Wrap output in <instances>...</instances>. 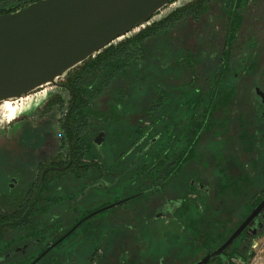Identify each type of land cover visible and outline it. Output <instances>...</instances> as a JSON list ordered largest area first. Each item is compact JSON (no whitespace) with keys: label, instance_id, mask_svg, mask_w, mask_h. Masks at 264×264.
<instances>
[{"label":"flooded vegetation","instance_id":"af4514ba","mask_svg":"<svg viewBox=\"0 0 264 264\" xmlns=\"http://www.w3.org/2000/svg\"><path fill=\"white\" fill-rule=\"evenodd\" d=\"M208 6L222 18L188 66L200 87L172 40L165 87L134 88L148 103L79 106L64 77L62 121L64 104L47 103L4 131L0 264H248L264 209L213 255L264 200V0Z\"/></svg>","mask_w":264,"mask_h":264},{"label":"water","instance_id":"95a60500","mask_svg":"<svg viewBox=\"0 0 264 264\" xmlns=\"http://www.w3.org/2000/svg\"><path fill=\"white\" fill-rule=\"evenodd\" d=\"M176 1L40 0L0 15V104L58 85L71 70ZM263 209L264 200L213 256L228 248Z\"/></svg>","mask_w":264,"mask_h":264},{"label":"rangeland","instance_id":"374dc122","mask_svg":"<svg viewBox=\"0 0 264 264\" xmlns=\"http://www.w3.org/2000/svg\"><path fill=\"white\" fill-rule=\"evenodd\" d=\"M193 0H182L178 1L173 6H167L161 12H159V16L156 17V19L151 20L149 24H146L145 27L141 28L140 30H136L135 32L129 34V37L136 35L141 30L145 29L147 26H150L151 24L163 20L165 17H167L171 12L175 11V9L182 7L183 5L190 3ZM214 7H205L203 14H206V16H202L203 21L196 22L195 19L189 18L187 21H183L176 24H173V27H171V31L167 32H160L154 37L147 40L145 45V58H144V67H145V77L139 72V67L133 70L132 74L129 75H123L121 77H118L114 80V82L105 89L102 94L98 95L96 98H93L91 101V105H93L96 109H103L106 108L109 104L114 103L115 99L118 97V94L122 95V104H126L129 107L127 109L131 108V105H141L148 103L147 96L141 94H138L139 98L134 94V88L142 87L144 89H152V88H163L165 83V77H168V70L166 68V63L164 62L166 57L162 58V61L160 62V56H163L162 54L167 53V51H173L176 50V56L179 53V48H175L174 45H171L167 42L174 40V42L178 46H182L184 48V51L181 53V56L183 58H187L188 60H191L193 64L195 65L200 62L198 47L204 42L208 41L212 36L214 31L210 30L213 25H217L220 23V19L222 18L221 15H219V12H217ZM201 20V19H200ZM220 27V25H219ZM221 29V28H219ZM222 30L217 33V38L222 37ZM123 39L119 40L116 43L121 42ZM204 46V44H202ZM174 47V48H173ZM180 54L176 57H178ZM205 63V62H204ZM197 64V65H198ZM140 65V64H139ZM198 69H195V71ZM207 72H211V69H208ZM134 76L139 77V82L133 81L132 77ZM185 81L187 83V87L189 88H195L200 87L198 83L195 85H190V82L196 81L197 82V76L196 74H192L191 71L188 68L186 69V76ZM263 82V81H261ZM59 83H64V78L58 80V85H47L42 88H39L38 90L32 92L28 96L23 97L19 100H10L3 102L4 109L6 110V113L8 115V119L6 121L0 122V137L4 136V131L9 130L8 128H12L11 126L14 124L15 121H17V118L20 115H23L24 112L27 113V109H38L42 107L43 105L50 103L52 101H55L59 97H62V101L64 106L61 108V111L59 112L58 116H60V120L64 119L66 109L68 108L69 104L71 103V97L70 93L67 90H64L59 87ZM144 93V92H142ZM143 108H138L139 110H142ZM32 115V114H31ZM131 117H126L125 123H128V135H132L133 127L132 124H137L136 119L131 120ZM1 120V118H0ZM61 120V121H62ZM140 120V118H138ZM110 131L107 132V138L109 137L112 127L108 128ZM58 135H64L63 127L61 126V129L59 131ZM106 138V140H107ZM2 138H0V141ZM111 140L114 141V138L110 137L108 142ZM107 143V141H106ZM156 242V240H155ZM140 248L143 247V244L139 243ZM145 248V251L147 253L150 252V249L146 247V245L143 247ZM147 248V250H146ZM252 255L249 258L248 264H264V236L255 239L252 242L251 247ZM138 255H137V254ZM136 256L141 258V253L136 252ZM128 256L127 262L132 263L133 262V255ZM140 261V260H139ZM134 263V262H133Z\"/></svg>","mask_w":264,"mask_h":264},{"label":"trees","instance_id":"16d2710c","mask_svg":"<svg viewBox=\"0 0 264 264\" xmlns=\"http://www.w3.org/2000/svg\"><path fill=\"white\" fill-rule=\"evenodd\" d=\"M37 1L40 0H1L0 15L16 12ZM206 1L207 0H193L187 5L177 8L163 20L147 26L134 36H126L121 42L108 46L94 58H90L71 70L65 76V84L75 93L77 105L91 104L92 99L102 94L116 78L132 74L133 70L138 67L139 72L145 77L143 61L145 58L144 44L147 40L160 32L169 31L177 21L180 22L188 17L197 19L204 11ZM187 65L190 66L194 64L187 62ZM189 70L191 73L195 72V68H189ZM132 80L139 82V77L134 76ZM121 101L122 95L118 94L115 102L111 104H121ZM56 102L63 103V101H60L58 98L50 102L49 105ZM77 109L83 110L79 107ZM90 113L91 116L93 114H99V112L94 109H91Z\"/></svg>","mask_w":264,"mask_h":264},{"label":"bare ground","instance_id":"6f19581e","mask_svg":"<svg viewBox=\"0 0 264 264\" xmlns=\"http://www.w3.org/2000/svg\"><path fill=\"white\" fill-rule=\"evenodd\" d=\"M0 118L4 119V121L8 119V115L6 113V110L4 109L3 104H0Z\"/></svg>","mask_w":264,"mask_h":264},{"label":"built area","instance_id":"2783aa9c","mask_svg":"<svg viewBox=\"0 0 264 264\" xmlns=\"http://www.w3.org/2000/svg\"><path fill=\"white\" fill-rule=\"evenodd\" d=\"M178 1L180 2V1H182V0H177L175 3L169 5V7H170V6H173V5L176 4ZM1 121H4V119H1L0 122H1Z\"/></svg>","mask_w":264,"mask_h":264}]
</instances>
